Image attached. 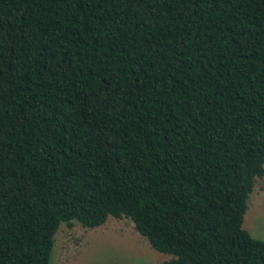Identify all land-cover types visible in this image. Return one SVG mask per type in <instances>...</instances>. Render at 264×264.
<instances>
[{
	"label": "trees",
	"instance_id": "16d2710c",
	"mask_svg": "<svg viewBox=\"0 0 264 264\" xmlns=\"http://www.w3.org/2000/svg\"><path fill=\"white\" fill-rule=\"evenodd\" d=\"M264 0H0V264L127 219L161 264H264Z\"/></svg>",
	"mask_w": 264,
	"mask_h": 264
},
{
	"label": "rangeland",
	"instance_id": "374dc122",
	"mask_svg": "<svg viewBox=\"0 0 264 264\" xmlns=\"http://www.w3.org/2000/svg\"><path fill=\"white\" fill-rule=\"evenodd\" d=\"M242 228L264 241V175L255 179ZM169 258L152 250L129 220L109 217L93 229L60 225L53 236L50 264H161Z\"/></svg>",
	"mask_w": 264,
	"mask_h": 264
}]
</instances>
